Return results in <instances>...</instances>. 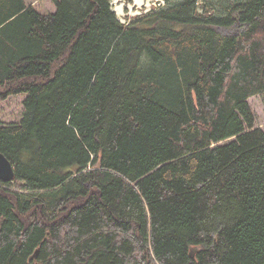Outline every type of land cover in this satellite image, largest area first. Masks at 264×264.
<instances>
[{
  "label": "trees",
  "instance_id": "1",
  "mask_svg": "<svg viewBox=\"0 0 264 264\" xmlns=\"http://www.w3.org/2000/svg\"><path fill=\"white\" fill-rule=\"evenodd\" d=\"M51 2L0 0V264H264V0Z\"/></svg>",
  "mask_w": 264,
  "mask_h": 264
},
{
  "label": "rangeland",
  "instance_id": "2",
  "mask_svg": "<svg viewBox=\"0 0 264 264\" xmlns=\"http://www.w3.org/2000/svg\"><path fill=\"white\" fill-rule=\"evenodd\" d=\"M37 1H42V0H37ZM44 1L45 2L42 6L44 12H50L51 10H53L51 0H44ZM177 1L180 0H171V2H177ZM227 1H235V0H198V8L199 11H203V9L206 8L207 10H210V13L216 14V12H219L220 10H223L225 8L224 3ZM132 2L133 0H111L110 4L112 10L115 11L116 17H118V19L121 22L127 23L135 17L150 14L159 9V8H155V6H153L151 3L147 5L146 0L142 2L143 5L141 7L138 8L137 6L132 9L133 6ZM238 30L239 27L232 28L228 31V33L235 34L238 33ZM224 32L226 33L227 31ZM22 98H23L22 96H14V97L12 96L7 98L5 101L0 102L1 125H10V124L15 125L19 121L22 114L21 111H23ZM247 103H249L254 113L253 115L255 116V127L264 131V94L248 99ZM219 144H223V142L222 143L220 142Z\"/></svg>",
  "mask_w": 264,
  "mask_h": 264
},
{
  "label": "water",
  "instance_id": "3",
  "mask_svg": "<svg viewBox=\"0 0 264 264\" xmlns=\"http://www.w3.org/2000/svg\"><path fill=\"white\" fill-rule=\"evenodd\" d=\"M11 163L0 153V181L10 182L14 178V170Z\"/></svg>",
  "mask_w": 264,
  "mask_h": 264
},
{
  "label": "crops",
  "instance_id": "4",
  "mask_svg": "<svg viewBox=\"0 0 264 264\" xmlns=\"http://www.w3.org/2000/svg\"><path fill=\"white\" fill-rule=\"evenodd\" d=\"M142 1H144V0H139V1H137V0H133V5L136 3V4H141L142 5ZM44 0H42V1H37V0H24V3H25V5H27V6H30V7H32L33 9H35L38 13H40V14H45V13H54L55 12V7L53 6V4H52V8H53V10H51L50 12H44V10L42 9L43 7V4H44ZM110 4V3H109ZM115 12V11H114ZM116 14V13H115ZM118 18V17H117ZM119 20V19H118ZM120 21V20H119ZM121 22V21H120ZM121 23H125V22H121ZM23 97V96H22ZM24 98V97H23ZM22 98V99H23Z\"/></svg>",
  "mask_w": 264,
  "mask_h": 264
},
{
  "label": "built area",
  "instance_id": "5",
  "mask_svg": "<svg viewBox=\"0 0 264 264\" xmlns=\"http://www.w3.org/2000/svg\"><path fill=\"white\" fill-rule=\"evenodd\" d=\"M143 2V1H142ZM141 2V3H142ZM146 3H147V5L148 4H152L153 6H155V8H160V7H163L164 5H165V2H164V0H146ZM142 5H143V3H142ZM141 4L139 5V4H134L133 6H132V9L134 8V7H137L138 6V8L139 7H141L142 6ZM128 23V22H127Z\"/></svg>",
  "mask_w": 264,
  "mask_h": 264
}]
</instances>
